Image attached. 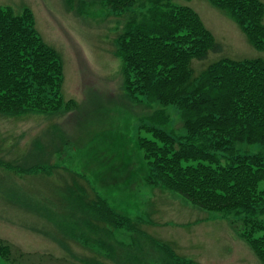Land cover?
<instances>
[{
  "label": "rangeland",
  "instance_id": "obj_1",
  "mask_svg": "<svg viewBox=\"0 0 264 264\" xmlns=\"http://www.w3.org/2000/svg\"><path fill=\"white\" fill-rule=\"evenodd\" d=\"M102 3L0 0L15 15L31 10L35 29L59 53L63 66L60 109L0 114V264H180L161 245L196 264H261L230 227L235 216L200 209L154 185V179L143 181L146 154L138 140L155 141L147 129L185 137L182 113L175 104L132 97L124 85L114 40L123 18L139 17L142 0L122 17ZM171 3L196 13L220 46L205 59H192L194 77L217 61L264 59L237 23L208 0ZM42 142H48L47 168L56 164L55 169L68 173L63 179L50 170L47 178L38 179L26 168L32 164L8 161L37 157ZM234 147L264 155L261 144ZM219 156L225 163L227 155ZM131 179L127 187L135 205L119 207L129 200L123 182ZM65 180L76 181L78 188H69Z\"/></svg>",
  "mask_w": 264,
  "mask_h": 264
},
{
  "label": "trees",
  "instance_id": "obj_2",
  "mask_svg": "<svg viewBox=\"0 0 264 264\" xmlns=\"http://www.w3.org/2000/svg\"><path fill=\"white\" fill-rule=\"evenodd\" d=\"M171 1L142 0L140 18H123L114 40L129 94L177 105L186 132L176 138L147 129L155 141L138 140L146 154L143 181L150 184L154 179V185L200 209L235 216L230 227L264 264V155L240 153L234 147L264 145V59L217 61L194 77L192 59H205L220 46L196 13ZM102 2L118 17L137 4ZM208 2L237 23L253 48L264 52L263 3ZM62 82L61 56L38 34L31 10L15 15L10 7L0 6V114L57 111ZM220 154L227 155L225 163ZM99 204L106 208L104 201ZM161 247L180 264H196L176 257L169 246Z\"/></svg>",
  "mask_w": 264,
  "mask_h": 264
},
{
  "label": "crops",
  "instance_id": "obj_3",
  "mask_svg": "<svg viewBox=\"0 0 264 264\" xmlns=\"http://www.w3.org/2000/svg\"><path fill=\"white\" fill-rule=\"evenodd\" d=\"M49 144H51L52 147H56L54 142H50ZM47 147H48V142L47 143H43L42 142L38 147H36L37 155H38L37 157H32L31 155H29L28 157H21V158H15L14 157L15 159H10L8 161L20 160L21 163H23L24 165L32 164V166H26V168L30 172H33V173L37 172L38 179L47 178V171L48 170L52 171V176H54L56 178L59 177V178L63 179L62 176L64 174H68V173H64L63 171H59V170L55 169L54 167H57L56 164H51V167L49 169L47 168L46 160L49 158L48 155H47V150H46ZM48 165H50V164H48ZM34 176H36V175H34ZM70 176L74 179L73 175H70ZM65 182L68 184L69 188H73V186H74V188H78V183L76 181L73 182L71 180H65ZM131 182L130 181L129 182H126V181L123 182V184L125 185V189H126L128 197H129V200L128 201H122L121 203H119L120 205L117 204V206L123 208V207H131V206L135 205L133 200L130 199V196L132 195L133 190L130 187H127L128 184L131 183ZM75 194L77 195L76 192H75ZM43 196H47L48 197L49 195H43ZM42 213H44L46 216L49 215L48 214L49 212L45 211V210Z\"/></svg>",
  "mask_w": 264,
  "mask_h": 264
}]
</instances>
